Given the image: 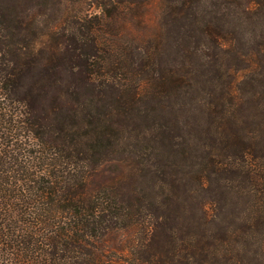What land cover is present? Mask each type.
<instances>
[{"label":"trees","instance_id":"1","mask_svg":"<svg viewBox=\"0 0 264 264\" xmlns=\"http://www.w3.org/2000/svg\"><path fill=\"white\" fill-rule=\"evenodd\" d=\"M0 264H264V0H0Z\"/></svg>","mask_w":264,"mask_h":264},{"label":"rangeland","instance_id":"2","mask_svg":"<svg viewBox=\"0 0 264 264\" xmlns=\"http://www.w3.org/2000/svg\"><path fill=\"white\" fill-rule=\"evenodd\" d=\"M92 11H93V13H98V10H96V9H93Z\"/></svg>","mask_w":264,"mask_h":264}]
</instances>
